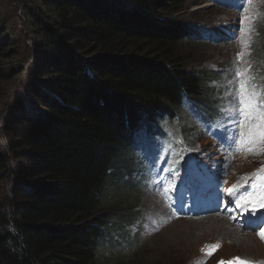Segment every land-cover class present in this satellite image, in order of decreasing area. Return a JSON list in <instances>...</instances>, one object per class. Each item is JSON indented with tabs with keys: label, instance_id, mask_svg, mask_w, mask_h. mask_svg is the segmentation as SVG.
Here are the masks:
<instances>
[{
	"label": "trees",
	"instance_id": "trees-1",
	"mask_svg": "<svg viewBox=\"0 0 264 264\" xmlns=\"http://www.w3.org/2000/svg\"><path fill=\"white\" fill-rule=\"evenodd\" d=\"M186 1L23 2L34 39L28 66L0 13V86L18 74L29 80L11 115L18 135L8 151L0 146V183L16 177L8 192L0 184V264H115L136 249L145 216L133 204L113 210L130 185L133 195L145 191L136 142L169 139L160 122L186 101L206 107L204 117L219 106L179 55L196 30L167 14ZM122 227L134 230L123 245Z\"/></svg>",
	"mask_w": 264,
	"mask_h": 264
},
{
	"label": "rangeland",
	"instance_id": "rangeland-1",
	"mask_svg": "<svg viewBox=\"0 0 264 264\" xmlns=\"http://www.w3.org/2000/svg\"><path fill=\"white\" fill-rule=\"evenodd\" d=\"M27 1L31 0H0V13L1 22L7 30L9 28L7 34H13L21 41L23 54L16 60L28 66L33 60L34 39L28 38L24 31L23 2ZM167 16L196 30L195 36L179 43V55L187 70L199 73L206 80V89L213 96V102L219 105L215 119H222L215 126H206L186 101L177 118L160 122L173 144L167 150L151 152L156 164L149 175V183L143 182L145 191L142 196L131 194L129 191L135 186L130 185L122 193V196H128L126 200L113 209L115 214L119 209L126 212L128 205L133 204L134 210L145 216L140 223L143 226L139 238L133 241L136 249L131 254L125 253L124 259H117L115 264H227L235 258L251 264H264V239L258 232L240 230L234 222L222 216L184 212L182 207L187 204L176 199L175 191L180 182L174 180L172 170L177 164L173 157L178 150V159L192 161L197 158L204 167L210 166L211 173L217 174H209L208 179L211 185H218L225 191L230 216L240 197L248 198L252 194V200L259 199L261 194L257 185L264 178V173L260 172L264 168V153L250 154L241 150L239 141L247 139L248 129H243L246 133L243 138L236 130L240 117V84L246 83L257 95L264 91V54L260 57L256 52L260 45L264 48V0H187L180 11ZM238 71L244 75L238 76ZM28 87L25 73L15 75L0 86V139L4 140L0 146L5 151H8L14 135H18L19 126L13 125L11 115L17 111L18 101L26 95ZM204 110L208 112L206 107ZM189 168L192 170L194 165L190 163ZM201 177L207 176L203 172ZM15 181L16 177L12 176L0 184L8 192ZM112 187L118 189L119 185ZM229 189H235L233 196L228 195ZM263 224L264 221L260 226ZM133 231L132 227H122L115 234L119 244H126ZM119 244L115 252L124 255L126 248L120 253ZM212 245L219 247L209 255V246Z\"/></svg>",
	"mask_w": 264,
	"mask_h": 264
},
{
	"label": "snow or ice",
	"instance_id": "snow-or-ice-1",
	"mask_svg": "<svg viewBox=\"0 0 264 264\" xmlns=\"http://www.w3.org/2000/svg\"><path fill=\"white\" fill-rule=\"evenodd\" d=\"M237 75L242 77L244 73L237 72ZM240 92L238 96L239 101V113L240 117L237 124V132L241 138L245 137L246 133L243 129L247 128V139H241L239 142L242 145V149L250 154H262L264 153V91H261L258 95L248 88L246 83H241ZM260 172L264 173V168L260 169ZM235 189H229L228 195L233 196ZM251 195L248 198L240 197L236 200V206L238 208L250 207L253 214H255L257 207L264 208V194H261L257 201L251 199ZM231 203V202H230ZM260 238L264 239V231L259 233ZM219 247V245L209 246V255ZM225 264V262H221ZM227 264H251L249 261H244L241 258H235L233 261L227 262Z\"/></svg>",
	"mask_w": 264,
	"mask_h": 264
},
{
	"label": "bare ground",
	"instance_id": "bare-ground-1",
	"mask_svg": "<svg viewBox=\"0 0 264 264\" xmlns=\"http://www.w3.org/2000/svg\"><path fill=\"white\" fill-rule=\"evenodd\" d=\"M254 195V194H253ZM235 207V206H234Z\"/></svg>",
	"mask_w": 264,
	"mask_h": 264
}]
</instances>
